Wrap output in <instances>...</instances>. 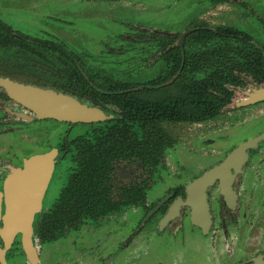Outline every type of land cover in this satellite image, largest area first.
Listing matches in <instances>:
<instances>
[{"label":"flooded vegetation","instance_id":"1","mask_svg":"<svg viewBox=\"0 0 264 264\" xmlns=\"http://www.w3.org/2000/svg\"><path fill=\"white\" fill-rule=\"evenodd\" d=\"M3 23L17 31L16 37L33 38L30 41L37 48L22 49L20 44L0 50V79L62 92L99 107L105 116L93 121L40 117L0 82V264H115L120 259L130 261L137 247L149 250L155 238L168 244L178 260L191 237L205 244L207 264H264V124L226 146L232 128L264 112V100L241 104L249 92L264 86V43L242 29L245 34L214 36L210 44L222 50L233 43L252 44L254 49L244 51L251 68H241L248 66L246 58L245 62L227 58L223 52L220 58H212L213 71L224 72L221 110L205 119L159 117L161 133L148 131L143 140L150 143V152L142 154L136 146V104L130 103L127 111L123 101L112 95H142L140 89L145 88L147 96L157 97L154 82L169 85L180 77L190 55L187 37L194 26L234 25L212 24L200 13L190 18L187 28L174 32L135 24L127 47L118 49L130 35L122 33L116 40L118 47L108 48L119 53L117 66L111 69L90 64L88 56L57 38L32 36ZM200 46L197 39L192 45L196 67L182 79L200 80L210 71L207 67L208 71H200ZM182 86L180 81L177 88ZM145 103L147 110L152 108ZM126 119L132 128H103ZM46 121L63 122L66 128L56 131L44 125ZM209 121L213 126L204 136L182 143L169 128L173 123ZM195 142L203 149L196 162L200 172L189 177L186 157L196 152ZM180 145L185 150L177 152ZM169 153L175 160L170 167ZM40 155H52L53 160L44 188L34 186L37 179L26 172V161ZM15 173L21 175L11 183ZM36 189L39 193H34ZM47 195L53 199L45 204ZM10 200L41 201L33 213L29 208L32 219L26 244L22 231L4 233ZM165 262L156 258L153 264Z\"/></svg>","mask_w":264,"mask_h":264},{"label":"rangeland","instance_id":"2","mask_svg":"<svg viewBox=\"0 0 264 264\" xmlns=\"http://www.w3.org/2000/svg\"><path fill=\"white\" fill-rule=\"evenodd\" d=\"M0 0V18L14 29L32 36H51L63 41L77 53L88 56L92 65H105L114 69L117 54L108 48H117V37L130 34L134 25L142 23L161 31H176L187 28L190 18L200 13V18L212 24L227 23L251 34L255 41L264 43V0ZM212 2V3H211ZM162 3V4H160ZM208 3V5H207ZM211 3V4H210ZM171 4V7H167ZM202 12V13H201ZM123 33V34H122ZM133 35V34H132ZM130 34L118 48H125L132 39ZM120 52V55L127 54ZM119 68H115L118 71ZM241 97V94L237 95ZM264 103V102H263ZM212 122L202 124L173 123L169 128L181 138V143L189 138L202 137L213 126ZM49 128L62 130L65 123L46 121ZM211 124V125H210ZM264 112L256 120L247 118L234 131L231 143L244 136L248 131L262 128ZM184 144V143H183ZM196 152L186 157L189 177L198 175L197 161L202 155V147L195 142ZM43 150V149H41ZM181 145L177 152L184 151ZM172 153L167 156V165H174ZM49 190V193L51 192ZM53 198L47 195L45 204ZM94 239H90V243ZM179 243V242H177ZM149 250L136 248L127 261L115 264H153L156 258L166 260V264H207L206 246L200 238H188L181 257L171 254L170 246L161 239H153ZM166 247V248H165ZM177 261V262H176Z\"/></svg>","mask_w":264,"mask_h":264},{"label":"trees","instance_id":"3","mask_svg":"<svg viewBox=\"0 0 264 264\" xmlns=\"http://www.w3.org/2000/svg\"><path fill=\"white\" fill-rule=\"evenodd\" d=\"M194 31L190 32L187 37L188 45L186 46L188 54L186 58V63L184 67L181 69V75L178 79L169 85L163 84L162 81L154 82L158 84V92L155 98H151L147 96V91L145 88L140 89V91L144 94L140 95L139 93H115L112 95V98L121 99L123 101V109L125 108L127 111L131 109L130 103L136 104L137 109V120H136V132H137V152L142 153V151H147L150 146L149 142L143 140V138L148 137V131L153 129L156 131V135H159L161 132V122L157 119L161 116L165 118H169L170 120H179L184 118H200L205 119L209 116H212L218 113L222 108V102L220 97V92H225V89L221 86L222 79L224 78L223 73L217 69L213 71V65L211 63L212 58H220L222 56V52L224 57H232V58H239L240 60H245L248 58L245 56L244 51H250L253 48L252 44L248 42H244V44L240 47L235 45V43L231 44L227 50L222 46H212L210 44L213 41L214 36H223L226 33H233V34H245V32L241 31L240 29L236 28L235 26L230 25H216L215 27L208 28L204 26V24H199L194 26ZM17 31L11 30L3 21L0 19V50L12 49L13 46H23L19 47L22 49H35L34 41H30L29 37H24L20 39V37H16L15 34ZM201 42L200 46V71L205 72L208 68L210 71L203 74L204 76L201 77L200 80H195L193 77L189 79H182V74L185 76L191 75L194 71L196 65L193 61V49L192 45L194 42ZM25 42H24V41ZM245 47L244 45L247 44ZM46 49H50L51 47H45ZM59 49V47L57 48ZM246 49V50H245ZM234 52H236L234 54ZM246 58V59H245ZM249 60L246 62L247 65H242L241 68H248ZM195 65V66H194ZM225 64L223 63L222 66ZM237 65L232 66V72L234 71V67ZM220 67V66H218ZM251 68V67H249ZM215 72V76L213 74ZM183 81L184 86L180 88L179 83ZM172 84L175 86L173 87ZM216 91V92H215ZM146 95V96H145ZM145 98H148L146 101ZM138 102H142L143 104H139ZM145 102H150L152 108L147 110V106ZM128 113V112H127ZM140 113V114H139ZM140 115H142L141 118ZM147 117H145V116ZM128 117V114H127ZM132 123L129 120H120L114 122L113 124L107 126L105 125L103 128L109 129H122L124 127L132 128ZM95 129H98L95 127ZM154 152V151H153ZM143 154V153H142Z\"/></svg>","mask_w":264,"mask_h":264},{"label":"water","instance_id":"4","mask_svg":"<svg viewBox=\"0 0 264 264\" xmlns=\"http://www.w3.org/2000/svg\"><path fill=\"white\" fill-rule=\"evenodd\" d=\"M188 31L184 34L186 35ZM8 90L17 95L21 101L30 106L40 117H54L61 120L71 119L74 121H93L99 118H104V112L97 106H90L80 102L79 99L55 91L53 89H44L34 86H23L8 80L0 79ZM264 100V86L254 89L249 92L248 97L241 101V104H249L255 101ZM53 168L52 155L33 156L26 161V172H30L31 176L37 179L34 186L44 188L48 182L47 170ZM48 170V171H49ZM215 170L208 172V175L201 180L209 177V174L214 173ZM21 175L15 173L12 182ZM13 185V184H10ZM34 193H39L36 189ZM37 197V194H35ZM41 201H22L10 200L9 214L3 219L5 222L4 233L14 235L18 231H22L25 244V238L30 234L28 228L31 223V212L38 209ZM30 204V205H29ZM24 244V245H25ZM29 245H25L27 247ZM29 253V252H28Z\"/></svg>","mask_w":264,"mask_h":264}]
</instances>
